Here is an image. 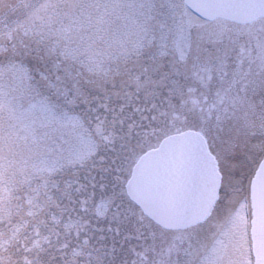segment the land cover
<instances>
[{
  "label": "flooded vegetation",
  "instance_id": "af4514ba",
  "mask_svg": "<svg viewBox=\"0 0 264 264\" xmlns=\"http://www.w3.org/2000/svg\"><path fill=\"white\" fill-rule=\"evenodd\" d=\"M45 2L0 0V15L8 5ZM147 5L133 41L106 30L111 23H105L99 5L90 45H72L66 29L71 44L41 46V37L47 41L42 22L32 33L17 30L21 21L12 20V31L22 33L0 44V57L2 64L9 57V63L23 66L17 80L23 100L13 109L34 111L43 89L58 115L85 124L62 120L44 141L37 123L26 129L32 134L25 142L0 135V264H212L206 258L212 225L164 229L128 195L132 169L148 150L129 172L126 168L133 148L151 147L153 134L162 132L148 115H193L205 129L209 119L221 131L237 127L233 117H249L264 132V15L239 24L203 19L183 0ZM89 14L86 10L85 19ZM10 20L0 16L6 34ZM31 33L32 44H26ZM41 49L53 52L51 72ZM57 64L64 65L62 73ZM5 117L0 115L2 135L9 132ZM177 131L167 135L185 129ZM248 227L246 208L240 227L245 238L235 234L229 246L220 243L214 264H247Z\"/></svg>",
  "mask_w": 264,
  "mask_h": 264
},
{
  "label": "rangeland",
  "instance_id": "374dc122",
  "mask_svg": "<svg viewBox=\"0 0 264 264\" xmlns=\"http://www.w3.org/2000/svg\"><path fill=\"white\" fill-rule=\"evenodd\" d=\"M147 4L148 0H103L100 4H97V0H46L45 3H19L15 6L8 5L0 16L18 22L21 21L20 25H17V30L25 29V31L32 33L33 30H37L38 24L42 22L44 25L43 28L47 29L45 30L46 35L43 38L47 39V41L45 43V40L41 37V39H39V44L41 46L46 44L53 45L54 42H56L55 45L61 46L71 44V38L64 36V30L66 29L73 34L72 45H90L92 44V36L95 38L97 35L95 27L97 19L101 14L100 11H97L98 5L102 9L105 23H111L110 26H106V30L112 31L113 29L121 39L128 38V40L133 41L137 34H139L138 27L143 23L144 14H146V9L148 8ZM86 10L90 13L89 15H92L89 19H85ZM3 23L5 24V22ZM14 26H16V24L12 25L13 28ZM12 27L8 34H6L4 30H0V44H9V41L13 43L12 39H14V36L22 33V31H12ZM32 33L31 36L24 37L26 44H32L34 39ZM107 36V39L112 38V36ZM41 50L44 51L43 57H48L47 63L50 66L47 70L50 72L53 71L55 66V59L52 57L53 52H49L48 49ZM57 59L60 58L58 57ZM6 60L7 61L2 64L0 57V115H6L5 118L8 119L9 124V132H7L6 129L3 135L1 133L0 135L3 136L6 141H8L9 138L12 139L13 142L31 140L32 132L26 129H31L36 123L40 125V132L42 135L41 141L47 140L45 135L51 132L55 126L59 125L62 120H65V123L69 121V123L74 126L85 124L75 117L64 118L58 115V113L55 112L57 109L56 106L47 100L49 97L48 93L43 89H41L42 95L40 105H36L34 111L27 110V107H22L21 105L19 108L20 110L13 109L18 106L21 102L20 100H23L19 94L22 93L21 87H23V85L17 81L23 75V66L21 65V61L9 63L8 60H11L9 57L6 58ZM63 67L64 65L57 64L58 72L62 73ZM83 71H87V69L84 68ZM27 87L28 85H25L24 92ZM252 119L253 118L250 120ZM38 120L40 122H38ZM198 120L199 119L193 115H185L184 117L175 115H148L150 124L153 127L161 128L162 132L153 134L151 147H147L143 144L140 152H137V148H133L134 155H132L126 171L129 172L130 167L141 153L152 149V146L159 144L162 138L168 136L167 134L174 133L175 129H178V131L182 129H204L201 135L206 143L209 141V143L212 144L209 151L213 155L220 173V186L218 198L209 215L204 221L198 223V225L196 224L195 227L201 225L213 226L209 234L212 238L211 242L213 243L210 244L209 253H207V255L211 257L206 258L207 261L214 264L217 259L216 256L222 254L217 252L221 245L220 243L227 241V246H229L231 243V235L235 237V234L238 235L240 241L245 238L243 228L241 229L240 227L244 224V211L246 208L248 221L251 219L249 190L255 171L264 157V132L260 128L259 123H250L249 117L241 118V120L239 117H233V125H237V127L233 126L229 131H226L227 129L221 131L218 125L209 119L205 120L208 124L207 130L205 129V125L201 124ZM210 126L214 128L209 130ZM44 132L45 134L43 135ZM140 137L141 135L139 134L136 140L140 139ZM83 140L90 139L84 137ZM154 226L155 225H153V227ZM248 228L250 229V224ZM236 242L238 241L236 240ZM247 264H252L250 239Z\"/></svg>",
  "mask_w": 264,
  "mask_h": 264
},
{
  "label": "water",
  "instance_id": "95a60500",
  "mask_svg": "<svg viewBox=\"0 0 264 264\" xmlns=\"http://www.w3.org/2000/svg\"><path fill=\"white\" fill-rule=\"evenodd\" d=\"M206 19L251 23L264 15V0H183ZM220 174L204 138L187 130L164 138L136 162L126 185L130 198L164 229L201 223L218 198ZM253 264H264V157L250 184Z\"/></svg>",
  "mask_w": 264,
  "mask_h": 264
},
{
  "label": "trees",
  "instance_id": "16d2710c",
  "mask_svg": "<svg viewBox=\"0 0 264 264\" xmlns=\"http://www.w3.org/2000/svg\"><path fill=\"white\" fill-rule=\"evenodd\" d=\"M11 21H12V20H10V22H11ZM13 21H16V20H13ZM11 23H12V24H13V23L15 24L16 22H11ZM14 24H13V25H14ZM11 27H12V26H11ZM14 27H15V26H14Z\"/></svg>",
  "mask_w": 264,
  "mask_h": 264
}]
</instances>
